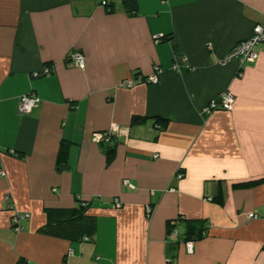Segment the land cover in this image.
Here are the masks:
<instances>
[{
    "label": "crops",
    "instance_id": "0c3cea01",
    "mask_svg": "<svg viewBox=\"0 0 264 264\" xmlns=\"http://www.w3.org/2000/svg\"><path fill=\"white\" fill-rule=\"evenodd\" d=\"M103 1L0 0V264H264V44L254 62L220 63L264 24V0ZM157 68V82L121 85ZM224 91L233 109L206 113ZM108 132L112 159L96 139ZM79 200L92 237L43 231L48 208ZM180 216L203 235L186 219L171 231Z\"/></svg>",
    "mask_w": 264,
    "mask_h": 264
},
{
    "label": "trees",
    "instance_id": "16d2710c",
    "mask_svg": "<svg viewBox=\"0 0 264 264\" xmlns=\"http://www.w3.org/2000/svg\"><path fill=\"white\" fill-rule=\"evenodd\" d=\"M123 7H125L129 12L135 13L137 11V1L136 0H123ZM109 11L113 10L112 6H108ZM138 76V75H137ZM144 79L146 77H143ZM146 116H134L132 123H141L146 120ZM167 120L157 117L156 123H161L164 126L167 124ZM107 138L100 141L104 146L105 152L108 158L112 159L115 155L117 144L119 141L112 132L107 133ZM73 145L71 140L62 139L59 146V152L57 156V166L59 170H63L68 163L70 150ZM263 179L257 180L254 183H259ZM221 201V198H219ZM87 205L86 202L79 200V204L75 207L62 209V208H48V223L43 227V231L51 233L56 236L66 237L70 239H83L84 236L88 235L92 237L96 231V219L86 213ZM184 216H180L176 219L169 221V227L171 231L180 221H185ZM187 221V234L192 239L200 238L203 235V226L201 225V220H190ZM187 237V239H190Z\"/></svg>",
    "mask_w": 264,
    "mask_h": 264
},
{
    "label": "built area",
    "instance_id": "2783aa9c",
    "mask_svg": "<svg viewBox=\"0 0 264 264\" xmlns=\"http://www.w3.org/2000/svg\"><path fill=\"white\" fill-rule=\"evenodd\" d=\"M103 4H107V0H104ZM261 43L264 44V24H257L254 27L252 35L246 40H243L242 42L237 44L229 54L222 57L220 60V63L225 64L234 58L240 59L241 63L254 62L258 58L256 46ZM71 62L74 66H77L79 68H85L86 59H85L84 53L79 50L73 52L71 56ZM158 71H159V68H157V71L154 74L146 77L145 79L142 76H137L135 78L126 79L121 83V85L124 87H132L135 84H138L144 81H147L150 83L157 82L158 81ZM51 72H52L51 68L48 65H46L41 71L35 72L34 75L35 76L49 75L51 74ZM40 101H41L40 98L34 92L23 95L19 102V112L21 114L31 113L34 110V108L39 105ZM234 101H235V95L230 91H224L220 93L219 96L210 100L207 107H205V112L210 114L220 109L232 110L234 106ZM106 135L107 133L97 134L96 139H98L99 141H102L107 138ZM178 177L182 178L183 173L179 171ZM115 205L121 206V201L119 199H116ZM152 211H153L152 207L148 206L147 207L148 215H150ZM27 215H28L27 213L21 214L19 212H15L13 216V223L15 224L16 229L18 230L21 229L20 219L21 217H24ZM256 216L257 215L254 213L249 214V217H256ZM188 247L190 250H192L193 248L192 243H188Z\"/></svg>",
    "mask_w": 264,
    "mask_h": 264
}]
</instances>
